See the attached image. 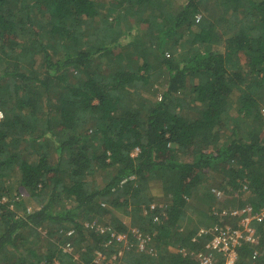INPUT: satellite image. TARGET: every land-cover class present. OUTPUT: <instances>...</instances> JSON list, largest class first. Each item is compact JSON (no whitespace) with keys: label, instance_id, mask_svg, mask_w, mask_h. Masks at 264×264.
Segmentation results:
<instances>
[{"label":"trees","instance_id":"1","mask_svg":"<svg viewBox=\"0 0 264 264\" xmlns=\"http://www.w3.org/2000/svg\"><path fill=\"white\" fill-rule=\"evenodd\" d=\"M0 112V264H200L264 209V0H0Z\"/></svg>","mask_w":264,"mask_h":264},{"label":"built area","instance_id":"2","mask_svg":"<svg viewBox=\"0 0 264 264\" xmlns=\"http://www.w3.org/2000/svg\"><path fill=\"white\" fill-rule=\"evenodd\" d=\"M240 212L247 213L243 215L240 221L241 227L227 232L214 233V237L206 245L208 251L198 253L200 264H219L220 258L217 257V253H222L223 264H237L238 252L236 247L241 242L250 241L251 243H256L258 241L254 235L251 221L252 219L262 220L264 218V209L259 213L252 214L251 206H247ZM259 253H261L259 249H256L253 258H256Z\"/></svg>","mask_w":264,"mask_h":264},{"label":"rangeland","instance_id":"3","mask_svg":"<svg viewBox=\"0 0 264 264\" xmlns=\"http://www.w3.org/2000/svg\"><path fill=\"white\" fill-rule=\"evenodd\" d=\"M105 1H107V0H105ZM104 11H106V9L104 10ZM150 13V10H147V14H149ZM161 83H163V82H161ZM161 83H159V86H160V84ZM158 86V85H157ZM162 88V86L159 88V89H161ZM160 92H161V90H159L157 93H155L154 95H156V96H159L160 95ZM187 111H189V110H187ZM233 113H235V112H233ZM0 116H2V113L0 112ZM179 157V159H181V160H190L191 159V157H185L184 155L183 156H178ZM217 173H213L212 174V179H211V183L214 185L215 184V181H217V180H215V178L217 177ZM153 184H154V186H155V189H159V192L161 193V191H162V189H161V185H160V182L158 181H155V182H153ZM154 189V190H155ZM34 204H35V206L37 205L35 202H34ZM199 206V205H198ZM117 214L118 215H120V216H123V211H121V210H118L117 211ZM124 219L126 220V221H128L129 223H130V215H126V216H124ZM87 223H89V222H87ZM128 223V224H129ZM92 224H94V223H92ZM100 227V226H99ZM99 227H97V229L99 228ZM253 228V227H252ZM105 229V228H104ZM135 229V228H134ZM253 230H254V232H255V229L253 228ZM41 231H42V233L43 234H45V229L44 228H42L41 229ZM65 248H66V250H71L72 249V247L71 246H68V245H65ZM100 255H102V254H100ZM99 255V256H100ZM98 256V257H99ZM110 259V258H109ZM110 261H112V263L111 264H118V257H117V255H115L114 254V256H112L111 257V260Z\"/></svg>","mask_w":264,"mask_h":264},{"label":"crops","instance_id":"4","mask_svg":"<svg viewBox=\"0 0 264 264\" xmlns=\"http://www.w3.org/2000/svg\"><path fill=\"white\" fill-rule=\"evenodd\" d=\"M254 235H255V232H254Z\"/></svg>","mask_w":264,"mask_h":264}]
</instances>
